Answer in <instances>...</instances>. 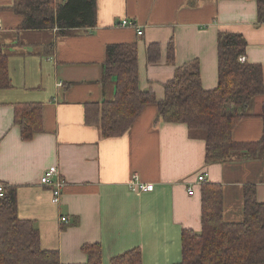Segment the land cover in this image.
<instances>
[{"label":"crops","instance_id":"1","mask_svg":"<svg viewBox=\"0 0 264 264\" xmlns=\"http://www.w3.org/2000/svg\"><path fill=\"white\" fill-rule=\"evenodd\" d=\"M11 6L12 0H0V44L11 81L0 91V184L15 189L18 217L34 222L41 247L57 251L62 264H85V244L100 245L102 264L135 248L142 264L179 263L182 231L201 229L203 183L197 178L204 173L206 182L223 189L225 222L241 221L244 186H254L263 202L261 155L232 153L206 165L204 140L184 124L158 120L155 104L146 105L119 137L103 138L99 125L85 122L89 104L114 98V77H103L110 44L136 45L140 88L157 100L176 69L191 61L199 63L202 87L216 88L222 33L243 36L245 60L261 66L264 82V23L257 22L255 0H96V26L63 35L21 30L22 16ZM125 19L142 34L118 26ZM152 43L160 48L155 64L146 57ZM22 103L41 106L42 131L30 141H22L14 125V106ZM263 107L264 96L251 100L232 131L233 142L261 141L264 147ZM52 166L66 183L57 205L39 183ZM134 175L154 190L131 192Z\"/></svg>","mask_w":264,"mask_h":264},{"label":"trees","instance_id":"2","mask_svg":"<svg viewBox=\"0 0 264 264\" xmlns=\"http://www.w3.org/2000/svg\"><path fill=\"white\" fill-rule=\"evenodd\" d=\"M257 22L264 23V0H255ZM22 16L21 30H57L58 35L74 29L96 26V0H12L10 8ZM246 41L240 34L222 33L217 40L218 82L206 90L200 81L199 63L191 61L176 69L174 77L157 100L154 92L139 85L135 44H110L105 49L103 77L115 79L114 98L89 104L85 122L99 125L103 138L122 136L148 104L157 107L158 120L184 124L192 136L205 142V164L225 161L232 153L246 157L261 155L262 142L240 144L232 131L244 116L243 110L257 96H264L262 68L240 63L245 57ZM147 62L160 58L157 43L149 44ZM174 59L173 45L167 47V62ZM11 87L8 56L0 44V91ZM264 114V107H263ZM14 125L22 141H30L42 131L41 106L16 104ZM223 189L204 181L201 185V229L183 230L181 261L177 264H264V200H256L255 188L242 191V219L228 223L223 219ZM85 264H102L99 244H85ZM0 264H62L55 250L41 247L38 229L31 220L18 217L16 192L4 187L0 197ZM109 264H142L141 251L135 248L109 260Z\"/></svg>","mask_w":264,"mask_h":264},{"label":"built area","instance_id":"3","mask_svg":"<svg viewBox=\"0 0 264 264\" xmlns=\"http://www.w3.org/2000/svg\"><path fill=\"white\" fill-rule=\"evenodd\" d=\"M118 26L123 27V28H135L137 30V35H141L142 32L136 27V24L132 20H122ZM238 61L240 63L245 62V57L241 56ZM58 87H61L62 84L59 82L57 84ZM207 174L204 173L197 178V183H203L206 180ZM39 183L42 186H45L50 189L51 192V202L54 205H57L60 203L61 196H62V190L65 186V181L60 177V174L57 170L56 167L52 166L49 167L46 171H44L39 179ZM4 185L0 184V197L3 196L4 192ZM128 188L131 192L134 193H149L154 190V185L153 184H146L142 183L138 180L137 176L134 175L131 178V181L128 184ZM188 194H192V189L189 187L188 189ZM62 222L66 221V218H61L60 219Z\"/></svg>","mask_w":264,"mask_h":264}]
</instances>
